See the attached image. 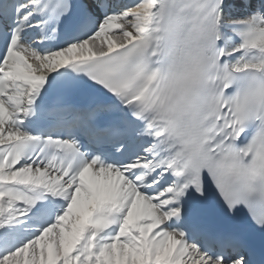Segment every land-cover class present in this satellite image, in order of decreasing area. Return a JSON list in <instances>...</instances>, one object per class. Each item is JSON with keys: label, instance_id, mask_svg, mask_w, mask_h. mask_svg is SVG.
<instances>
[{"label": "snow or ice", "instance_id": "1", "mask_svg": "<svg viewBox=\"0 0 264 264\" xmlns=\"http://www.w3.org/2000/svg\"><path fill=\"white\" fill-rule=\"evenodd\" d=\"M0 264H264V0H0Z\"/></svg>", "mask_w": 264, "mask_h": 264}]
</instances>
